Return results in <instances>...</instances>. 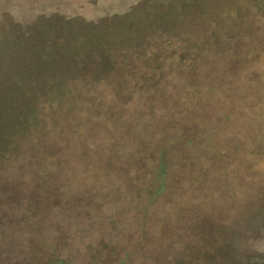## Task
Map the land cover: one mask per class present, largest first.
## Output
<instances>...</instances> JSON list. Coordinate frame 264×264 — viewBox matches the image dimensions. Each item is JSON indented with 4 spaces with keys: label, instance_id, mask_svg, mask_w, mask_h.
<instances>
[{
    "label": "rangeland",
    "instance_id": "1",
    "mask_svg": "<svg viewBox=\"0 0 264 264\" xmlns=\"http://www.w3.org/2000/svg\"><path fill=\"white\" fill-rule=\"evenodd\" d=\"M216 1L215 11L225 6L244 7L245 1L246 7L235 23L243 26L242 19L246 23L253 20L251 0H234L233 6ZM259 4L264 7V0ZM171 7L188 9L177 0H0V264H203L223 245L227 235L220 237L219 229L238 230L239 210L253 200L264 176V155L255 157L235 147L230 149L232 140L223 151V159L209 155L208 161L221 166L220 170L187 168L186 175L173 170V180L147 207L142 225L144 198L135 202L134 211L131 202L118 200V192L112 190L110 197L115 199L108 204L107 197V210L103 206L107 213L97 207L90 209L94 215L78 214L76 186L70 174L63 172L55 159L46 164L49 157L19 155L15 149L13 139L22 125L29 127L25 133L29 138L38 134L43 121L48 123L52 115L54 120L61 116L58 113L65 109H58L57 104L63 91H73L77 100L91 85L89 95H97V105L107 97V116L99 113L97 120L107 118L108 126L117 119L139 122L122 111L125 106L145 101L139 90L135 93L129 89L138 87L144 92L162 88L174 94L201 87L200 83L185 81L182 75L173 78L176 70L186 73L188 59L198 51L188 49L183 34L163 33L156 15L144 19L143 26L152 28L145 27L146 35L133 50L125 48L127 28L113 29L131 12L139 20L143 10L163 12ZM205 23L209 22L201 25ZM112 29L114 34H107ZM107 40L113 42L111 52ZM181 58L183 63L175 67ZM151 59H158L156 74L160 80L154 77L146 85H134L132 82L142 75L154 74L145 67ZM102 71L107 84L104 79L94 82V75ZM130 92L135 94L129 97ZM78 104L76 101L75 106ZM255 104L254 110L264 111V104ZM76 112L69 117L74 115L75 123ZM233 118L224 125L226 136L222 134L216 144L230 136L250 138L264 124H252L246 118L236 123ZM7 124L15 131L9 133ZM80 126L78 134H96L89 124ZM193 154L188 152L185 157L193 158ZM30 163L39 174L43 169L51 172L46 182L41 175H36L37 181L27 180ZM185 176L199 178V182L187 183ZM251 241L249 246L254 251L264 252L263 238Z\"/></svg>",
    "mask_w": 264,
    "mask_h": 264
},
{
    "label": "trees",
    "instance_id": "2",
    "mask_svg": "<svg viewBox=\"0 0 264 264\" xmlns=\"http://www.w3.org/2000/svg\"><path fill=\"white\" fill-rule=\"evenodd\" d=\"M177 1L186 4L188 9L178 11L171 7L163 12L143 10V18L139 20L136 13L131 12L117 22L113 29L127 28L125 48L133 50L139 46L141 36L146 35L145 27L152 28L145 26L146 24L143 26L144 19L156 15V19H159L156 23L163 33L183 34L182 39L188 49H193V53L198 51L188 59L186 73L176 70L173 78L182 75L185 76V81L200 83L201 87L174 94L162 88L144 92L138 87L129 89L136 90L135 93L139 90V96L145 101L140 105L125 106L122 111L139 122L123 123L117 119L108 126L107 118L97 120L99 113L107 116V97L97 105V95H89L91 85L81 92L77 100L73 91H63L57 108L65 109L58 113L61 116L67 111L65 118L58 116L54 120L52 115L48 123L43 121L38 134L29 138L25 136L29 127L22 125L13 139L17 154L49 157L46 164L55 159L62 171L70 174L76 186L74 200L78 214L88 216L92 214L90 209L97 207L99 209L96 210L103 209L107 213V197L109 204L115 199L110 197L112 190H115L118 192V200L131 202L134 211L135 202L145 199L141 207L142 225L147 207L155 203L173 180V170L177 169L180 175L188 174L187 168L220 170L221 166L211 164L208 158L209 155H217L223 159V151L230 147V140L233 144L230 149L235 147L234 150H243L255 157L264 155V124L259 123L264 122V111L253 109L256 102L264 104V7L259 4V0H251L254 2L253 20L246 23L242 19L243 26H240L235 21H239L240 12L246 7L245 1L244 7L225 6L218 11H215L216 0ZM223 2L224 5H232L234 0ZM131 21L134 22L128 25ZM204 21L209 23H205L203 27L201 24ZM220 22L223 25H219ZM113 29L107 34H114ZM112 43L107 40V50ZM182 63V58L178 59L174 66L179 67ZM145 65L154 74L142 75L139 82H132L134 85H146L154 77L157 81L160 80L161 77L156 74L160 65L158 59H151ZM102 74L103 71L94 75L97 76L94 82L104 79L107 84V76ZM105 89L107 93V86ZM135 93L130 92L128 96L132 97ZM150 99L157 102L151 103ZM167 99L171 103L166 102ZM72 101L74 102L71 103ZM76 101L80 103L78 106H75ZM99 105H102L101 109ZM69 109L73 112H69ZM74 110L77 111V123L74 122V115L69 118ZM231 117H235L233 121L236 120V123L241 121L240 118H246L252 120V124H261L263 127L254 130L249 135L250 138L230 136L229 140L222 139L221 143L216 144L217 138L222 137V134L223 137L226 136L223 128L231 121ZM85 124H89L96 134H78L80 125ZM7 127L10 129L9 133L16 129H11L8 124ZM248 140L249 146L246 145ZM188 152L194 153L193 158L185 157ZM30 170L31 176L27 179L29 182L37 181L36 175L43 176L42 179L46 182L51 173L48 169H43L39 174L34 165ZM185 177L187 183L199 182V178L190 180ZM119 183L120 186H117ZM257 185L253 200L239 210L238 230L228 232L224 227L219 229L220 237L230 235L231 238L226 236L218 254L206 259L203 264H264V252H256L249 246L250 240L264 239V176Z\"/></svg>",
    "mask_w": 264,
    "mask_h": 264
}]
</instances>
